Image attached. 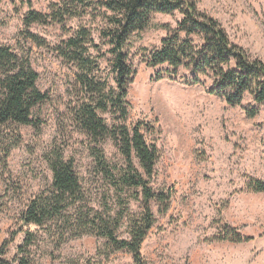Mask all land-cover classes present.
<instances>
[{"label":"rangeland","instance_id":"374dc122","mask_svg":"<svg viewBox=\"0 0 264 264\" xmlns=\"http://www.w3.org/2000/svg\"><path fill=\"white\" fill-rule=\"evenodd\" d=\"M61 1L0 0V47L28 58L38 75L37 89L47 95L32 112L36 128L0 131V247L7 242L9 260L22 245L20 230L28 229L19 221L21 211L51 189L47 162L53 153L74 162L86 205L103 211L102 186L93 175L88 144L70 123L71 111L82 98L76 69L64 63L55 49L84 26L100 46L104 57L98 63L103 76L108 75L111 55L99 34L105 23L89 12L62 24H33L27 30L44 43L42 46L22 33L28 11L49 16L51 6ZM197 9L216 20L233 45L264 64V0H197ZM181 18L177 12L154 15L151 26L133 34L125 48L129 64L136 70L128 87V124L139 120L155 123L159 133L144 135L148 142H155L160 154L153 188L173 191L165 215L152 206L156 223L142 245V256L147 264H264V194L246 192L250 180L264 183V103L254 118H248L246 109L255 105L253 100L245 96L240 106L230 107L207 93L212 87L209 79H201V85H188L181 77L189 74L181 70L176 79L155 80L165 67L149 68L144 61L166 38V31L157 26L175 29ZM92 54L96 56L94 50ZM12 140L15 146L5 155ZM103 148L109 161L119 162L111 144ZM108 205L116 209L114 200H108ZM138 212V205L131 203L127 213ZM224 224L253 240L210 242ZM29 229L37 232L29 249L32 264H133L125 252L105 259L106 241L102 238L82 236L57 246L54 238L62 232L58 227L52 228L51 234ZM118 236L127 237L125 226Z\"/></svg>","mask_w":264,"mask_h":264},{"label":"trees","instance_id":"16d2710c","mask_svg":"<svg viewBox=\"0 0 264 264\" xmlns=\"http://www.w3.org/2000/svg\"><path fill=\"white\" fill-rule=\"evenodd\" d=\"M89 12L105 23L99 34L102 43L109 47V74L103 76L98 62L104 55L95 44L91 30L84 26L55 51L64 63L76 69L75 81L82 98L71 111L70 123L88 144L92 172L102 186L103 211L86 205L74 162L65 160L59 152L53 153L47 162L51 189L21 211L19 221L28 228L20 230L24 235L22 245L17 248V256L9 260L8 244H3L0 264H32L29 249L37 240V232L30 227L49 234L58 227L62 232L54 238L57 246L82 236L102 238L106 241L105 259L113 253L125 252L133 264H147L142 245L156 223L152 206H157L158 214L165 215L173 191L153 188L160 154L155 142H148L144 135L159 133L155 123L139 120L128 124V87L136 70L129 64L125 48L133 34L151 26L154 15L177 12L182 17L175 29L157 26L166 31V38L144 61L149 68L165 67L156 81L165 77L176 79L181 70L189 74L181 77L188 85H201V79H209L212 87L207 93L223 99L230 107L240 106L244 97L249 96L255 105L246 109L248 118H254L264 103V64L233 45L220 24L197 9V0H62L60 5L51 6L49 16L28 11L23 20V36L42 46L44 43L28 32L31 25H46L48 21L62 24L65 19H79ZM37 80L38 75L26 56L9 47H0V131L7 127L36 128L32 112L47 100V95L37 89ZM11 142L5 155L15 146ZM107 143L118 154L119 162L109 161L103 148ZM246 190L264 194V183L250 180ZM108 200H114L115 210H111ZM131 203L138 205V213H127ZM123 226L126 238L118 236ZM252 240L227 224L210 238V242L234 244Z\"/></svg>","mask_w":264,"mask_h":264}]
</instances>
